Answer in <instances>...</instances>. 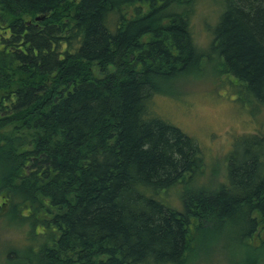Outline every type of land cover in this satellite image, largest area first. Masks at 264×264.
<instances>
[{
  "label": "trees",
  "instance_id": "16d2710c",
  "mask_svg": "<svg viewBox=\"0 0 264 264\" xmlns=\"http://www.w3.org/2000/svg\"><path fill=\"white\" fill-rule=\"evenodd\" d=\"M220 3L206 53L195 0H0V222L27 232L7 263L184 264L214 225L259 264L264 123L235 142L221 187L188 192L201 149L155 109L158 82L206 58L264 108V0Z\"/></svg>",
  "mask_w": 264,
  "mask_h": 264
},
{
  "label": "rangeland",
  "instance_id": "374dc122",
  "mask_svg": "<svg viewBox=\"0 0 264 264\" xmlns=\"http://www.w3.org/2000/svg\"><path fill=\"white\" fill-rule=\"evenodd\" d=\"M221 9L220 0H195L192 27L195 42L203 52H209L213 26ZM213 60L206 58L201 68L180 80L158 82L163 87L166 85L168 91L156 97L157 114L193 137L203 155V167L191 178L188 192L197 187L206 192L221 187L227 179V159L235 142L240 143L243 135L256 132L264 123V108L253 111L241 104L231 83ZM182 188L177 186L166 196L174 207L180 208L188 193L185 189L181 195ZM212 227L208 237L203 234L207 227L197 229L191 236L184 264L243 263L252 257L248 244L232 242L230 236L220 237L219 227ZM26 233L25 229H12L0 222V264H17L7 260L9 256L13 259L25 254ZM258 263L264 264V249L258 254Z\"/></svg>",
  "mask_w": 264,
  "mask_h": 264
},
{
  "label": "water",
  "instance_id": "95a60500",
  "mask_svg": "<svg viewBox=\"0 0 264 264\" xmlns=\"http://www.w3.org/2000/svg\"><path fill=\"white\" fill-rule=\"evenodd\" d=\"M232 264H246V263H232Z\"/></svg>",
  "mask_w": 264,
  "mask_h": 264
}]
</instances>
